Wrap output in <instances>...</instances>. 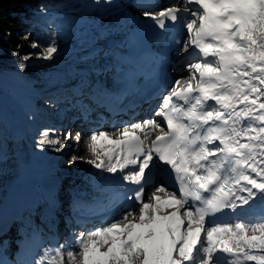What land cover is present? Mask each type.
I'll list each match as a JSON object with an SVG mask.
<instances>
[{"label": "snow or ice", "instance_id": "obj_1", "mask_svg": "<svg viewBox=\"0 0 264 264\" xmlns=\"http://www.w3.org/2000/svg\"><path fill=\"white\" fill-rule=\"evenodd\" d=\"M143 15L173 30L177 70L187 75L169 82L152 117L91 129V158H69L112 177L105 199L73 196L69 205V226L95 216L100 226L70 230L63 243L13 261L4 238L11 225L0 219V264H264V0H175ZM58 51L52 39L39 55L53 60ZM54 131H40V150L64 151ZM83 138L75 133L78 146ZM42 211L54 231L57 200ZM41 231L33 228V238Z\"/></svg>", "mask_w": 264, "mask_h": 264}, {"label": "rangeland", "instance_id": "obj_2", "mask_svg": "<svg viewBox=\"0 0 264 264\" xmlns=\"http://www.w3.org/2000/svg\"><path fill=\"white\" fill-rule=\"evenodd\" d=\"M90 2L91 0H58L59 5H58L57 12L59 15L58 17L53 19L55 20V25L58 23L64 22V24L61 25V28L64 29L67 33H69L71 36L75 37L77 35V30L83 29V25H85V22L89 21L90 23L95 25V27L93 26V29L96 32V30L98 29L96 25L104 22L106 18L108 16H112V14L110 13L111 10H107L105 14H102L95 9L89 8ZM55 13L56 12L53 11L52 14H50L48 19L53 18ZM67 18L74 19V20L69 22L67 21ZM57 31H58L59 39L61 40V45L58 48L59 49L58 54L55 55V58L53 60H44L40 58L39 54L43 52L44 48L39 45V48L33 49L31 47V44L33 42H30L29 44L30 53L23 55L20 59H17L18 57L15 56L17 61L16 63L13 64L12 68H3L1 72L9 77L19 79V76H20L19 71L21 69L18 67V65L21 62V59L27 55L29 56V59L26 61L30 63L32 69H31V75L26 77V79H30L31 81H34V80H38L36 76H39V78L42 79L47 74H50L51 77L47 78V82L49 81L50 82L49 84H51L52 86L53 84L63 81L64 80L63 78L65 77L64 75H67V73H74L75 71L83 68L84 65L91 67L90 65L91 59L87 60L88 65H86L85 62H83V59H80V58L78 60V62H80L78 66L72 65V63L76 61L77 57H81L82 54H85L87 52V47L89 46V44H85L84 46L82 45L71 46L66 41L69 36L63 31H60L59 29ZM93 33L94 32H92V34ZM76 49H78L79 53L71 54L70 51L71 50L74 51ZM67 52H69L71 56L66 57V61L61 60V54H66ZM43 68H48L49 71L41 72L40 74L38 70L43 69ZM54 69H56V71H53ZM84 73H88V72H84ZM56 75L58 76L61 75L63 76V78L53 80V77H55ZM51 86L46 85L45 88L49 89ZM46 96H43L42 99H48ZM0 101H1L0 119H4L6 121V123L0 122V131H2L3 129V132H0V147H1V143L4 141L5 144L8 145V147H10L8 148V153L11 154L12 155L11 157L14 159L16 158L15 153L16 154L24 153L26 150V146L29 147L31 144L33 145L34 149L40 150L37 147V141L35 143H32V139H34V129H36V128H33L34 123H32V120L38 113L39 115L43 113L50 114L49 111L52 110V109H48L50 106L48 104L39 105V107H36V108L37 109L43 108L42 111H39L36 114L34 112L29 113L28 110H25L22 107L23 106L28 107V106H33V105H30L29 102L25 101L22 98V95H19L16 92L11 91L2 82H0ZM60 110H61V107L55 109V112H54L55 115L50 114L48 117L52 119V122H55L58 125L61 124L62 121H64L61 118ZM20 123L22 124L25 123V125L27 123L29 126L26 127L23 125L22 128H19L18 124ZM13 126H15L16 129H12ZM45 128L51 130L52 127L49 125L41 124L40 126L37 127V130L38 129L43 130ZM16 134L18 136H23L22 139L19 138L17 142L16 140L10 139L11 136L14 137ZM4 136L8 137L9 141H6V138ZM63 143L66 147L68 143V139L64 138ZM20 145L22 146L20 147ZM61 153H56L51 150L45 151L46 158H48L49 163H54V166H56L55 159L59 160L60 163H63L62 160H60ZM65 157L69 158L70 153L69 152L66 153ZM64 162L66 163V160H64ZM1 164L2 162H0V167H1ZM89 167H92V166L87 163L86 164L83 163L80 169H72V168L66 169L64 165H61V167H59L60 168L59 171H57L58 173L54 174L53 178L57 179L61 174H65L69 176V175L76 174V173H78L80 176H84V175L87 176ZM81 169H86V170L82 171ZM61 183L65 185V182H61ZM61 189L63 190L64 186H61Z\"/></svg>", "mask_w": 264, "mask_h": 264}, {"label": "bare ground", "instance_id": "obj_3", "mask_svg": "<svg viewBox=\"0 0 264 264\" xmlns=\"http://www.w3.org/2000/svg\"><path fill=\"white\" fill-rule=\"evenodd\" d=\"M171 5L172 4H169L167 6H171ZM108 9H112L114 11L113 15L112 16H108L104 22H102L101 24L96 25L98 27V30L96 32L93 29V26L95 27V25H93L89 21H86L85 25H83V29L77 30V35L75 37L69 36L66 41L71 46H77V45L84 46L85 44H88V43H89V46H90L91 42L93 41V38H95L96 36L98 38L100 36L99 34H100L101 30L108 31L109 29H111V27L114 24V22L116 20H120L123 17V15H124V10L122 8H120L119 6H112V7H109ZM73 20L74 19L67 18V21H69V22H71ZM92 32H94V33L92 34ZM70 52H71V54L79 53L78 49H76L74 51L71 50ZM87 53L88 52H86L85 54H82L81 57H77L76 61H74L72 63V65H77L78 66L79 63H80V62H78L79 58L83 59V62H85V64L88 65L87 60L90 57L88 56ZM68 56H71L69 54V52H67L66 54H61V60L66 61V57H68ZM90 64L92 65V63H90ZM63 65H64V63H63ZM77 66H75V67H77ZM82 69H86L88 71V75L87 76H89L92 73V69H91L90 66L88 67V66L84 65V67ZM75 74H76V72L67 73V75H64L65 76L64 78H63V76L59 75V78H63L64 80L61 81V82H58L56 84H53L50 87V89L52 87H53L52 89H58L56 91L61 93V96H60L61 98H64L65 96L66 97L69 96L71 93L67 92V91L70 89V87H71L70 85L76 83V82L71 83L72 79L69 78V76H72V75H75ZM79 80H87V81H89L88 78H81ZM49 91L50 90H46L45 93H49ZM65 94H67V95H65ZM65 99H67V98H65ZM59 102H60V104L61 103H65V100H61L60 99ZM156 102L157 101L155 100V103ZM55 106H57V105H55ZM22 108L27 110L25 107H22ZM42 110H43V108H41L40 111H42ZM49 113H51V112H49ZM145 116H147V114ZM62 119L64 121H62L61 124H59V125L57 123H55V122H53L52 124H48L49 126L52 127L51 130H55L53 135H52V138H57L58 137L63 142L64 138H66L69 133L72 134V138H70V139L66 138V139H68V143H67L64 151L60 154V160H62V162H63V163H60V167H61V165H64L66 167V169H71V168L72 169H80L81 165L83 163H85V162L78 161V162L70 165L68 163V160L71 157V155H73V154L84 156L85 160L91 158L90 154L88 153L87 147H86V134L89 132V130H83L82 128H81L82 130H80L75 124H71L70 119L67 118L66 116H63ZM0 122L1 123H6V121L4 119H0ZM82 123L84 125H88L87 127H92L94 129L99 128V129L104 130V128H103L104 126H97L96 124H90L89 122H85V121H83ZM41 124H43L42 120L40 122H37V124H36V129H34L33 143H35L38 140V138H39V133H40L41 129L37 130V127L40 126ZM27 126H28V124L26 125V127ZM12 129H16L15 126H13ZM106 129L108 131L111 130V128H109V127H106ZM77 131H80L82 133V137H84L82 139L81 143L79 144V146L77 145V142L74 139L75 133ZM1 132H3V129H2ZM19 133H21V132H19ZM22 137L23 136H18L16 134L15 135L16 142L19 140V138L22 139ZM5 138H6V141H9L8 137H5ZM10 139H14V138L10 137ZM21 146L22 145H20V147ZM8 148H10V147H8V145H6L4 143L0 147V152L4 154V159L2 160V164H1V167H0V178H1L0 179V191L7 190L9 188V186L12 184V182L15 181V185H14V187L12 189V191H14L17 188V184H18V180H19V176H20L19 165H15V163H13V161H15V159L12 158L11 157L12 155L8 153ZM68 152L70 153V157L69 158L65 157V154L68 153ZM15 156H16V153H15ZM63 159L66 160V163L64 162ZM51 164H52V166L54 165V163H51ZM53 168H56V166H53ZM57 171H59V170H54V171L51 172V175L49 176L50 177L49 181L54 179L53 178L54 174L58 173ZM90 171H92V169L89 170L88 172H90ZM71 179L72 178L70 176H67L65 174H61L58 177L59 184L56 185V186L52 184L51 188L52 189H56L57 191H59L61 189V182H67L68 180H71Z\"/></svg>", "mask_w": 264, "mask_h": 264}, {"label": "trees", "instance_id": "obj_4", "mask_svg": "<svg viewBox=\"0 0 264 264\" xmlns=\"http://www.w3.org/2000/svg\"><path fill=\"white\" fill-rule=\"evenodd\" d=\"M57 5L58 0H0V72L3 68H12L16 63L14 52L19 54L17 59L30 53V42H36L44 48L55 39L57 47L60 45L53 23L45 16L51 7ZM41 6L45 11L39 10ZM24 63L26 67L23 70L31 71L30 63ZM38 71L41 74L49 70L43 68ZM50 77L47 74L42 79L39 78V85H47V78Z\"/></svg>", "mask_w": 264, "mask_h": 264}]
</instances>
